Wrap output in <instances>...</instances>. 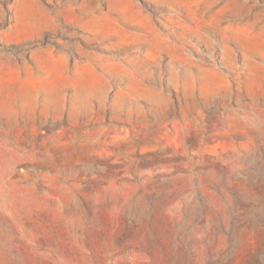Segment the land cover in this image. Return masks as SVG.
I'll return each instance as SVG.
<instances>
[{
	"label": "rangeland",
	"instance_id": "1",
	"mask_svg": "<svg viewBox=\"0 0 264 264\" xmlns=\"http://www.w3.org/2000/svg\"><path fill=\"white\" fill-rule=\"evenodd\" d=\"M0 264H264V0H0Z\"/></svg>",
	"mask_w": 264,
	"mask_h": 264
},
{
	"label": "trees",
	"instance_id": "2",
	"mask_svg": "<svg viewBox=\"0 0 264 264\" xmlns=\"http://www.w3.org/2000/svg\"><path fill=\"white\" fill-rule=\"evenodd\" d=\"M236 212V210L234 211V213Z\"/></svg>",
	"mask_w": 264,
	"mask_h": 264
}]
</instances>
